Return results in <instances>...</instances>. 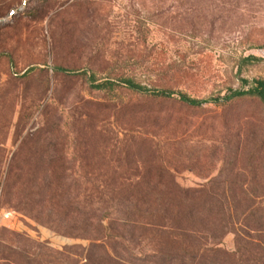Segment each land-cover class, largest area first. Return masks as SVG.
<instances>
[{"label":"rangeland","instance_id":"rangeland-1","mask_svg":"<svg viewBox=\"0 0 264 264\" xmlns=\"http://www.w3.org/2000/svg\"><path fill=\"white\" fill-rule=\"evenodd\" d=\"M19 8L0 25V264L262 258L264 235L173 219L160 234L125 199L114 201L128 222L75 211L107 206L105 193L264 194V117H244L250 100L225 114L91 85L132 79L196 99L248 90L264 79V0H0V18ZM111 226L125 242L109 244Z\"/></svg>","mask_w":264,"mask_h":264},{"label":"trees","instance_id":"trees-1","mask_svg":"<svg viewBox=\"0 0 264 264\" xmlns=\"http://www.w3.org/2000/svg\"><path fill=\"white\" fill-rule=\"evenodd\" d=\"M247 62H253L257 60L255 57H249L245 59ZM29 71L26 72L28 74ZM91 85L96 89H108L114 86H122L131 90L133 92L143 94V95H153L159 98H177L180 103L192 110H202L207 104H217L221 106L223 111L229 112L230 109L235 108L233 105L236 101H247V104L254 105L258 109L250 111L247 110L245 118L254 117L256 113H259L257 117H264V79H257L253 81L252 86L248 90H230L231 94L225 97H212L209 99H196L190 97L183 93H176L170 90H156L148 89L145 86L135 82L132 79H121V80H104L103 82H95L91 78ZM250 105L248 107H250ZM250 109V108H248ZM258 111V112H257ZM223 114V113H222ZM221 117L224 116L220 115ZM262 150V146H257L254 149V154H257ZM238 153V152H237ZM255 155L252 156V159ZM253 161V160H252ZM255 161V159H254ZM236 183V182H235ZM223 191L218 194H202L201 192L195 193H183L182 196L172 193H130V194H109L105 193L104 196H97L98 203L102 202V198L105 197L110 201L107 206L102 208V205L98 208H87L86 206L80 205L75 211L76 215L84 218L86 221L96 222L101 221V219L108 217L111 218L112 224L114 221H124L128 222L126 214L119 215L117 210L115 199L128 200L136 205H140L143 210H135V217L138 221H143L146 219H158L157 231L160 234H169V229L172 227L168 223L169 219L177 220L188 225L189 231L196 229L199 224H209L213 222L214 224H221L225 227L228 232H235L236 230L241 231L245 234H259L264 235V194H260L256 191H245L236 188L234 192L230 190ZM155 207L157 210H152ZM171 216L168 217V212L172 211ZM103 213V218H99L98 215ZM100 219V220H97ZM133 218V219H135ZM166 221V222H164ZM165 223V224H164ZM109 236L107 240L109 244L118 243L119 241L125 242L126 237L120 233L113 230V227H109ZM259 247V246H258ZM262 247V246H261ZM260 247V249H261ZM164 250V248H161ZM258 249V248H256ZM162 250H153L152 255L154 256H164ZM210 251L212 249H209ZM240 252V251H239ZM201 253V248L196 249V254ZM239 254V258H243V253H235L233 256ZM241 256V257H240ZM244 260H239L234 262V264H264V256L262 258L245 257ZM224 264H232L229 261H225Z\"/></svg>","mask_w":264,"mask_h":264},{"label":"water","instance_id":"water-1","mask_svg":"<svg viewBox=\"0 0 264 264\" xmlns=\"http://www.w3.org/2000/svg\"><path fill=\"white\" fill-rule=\"evenodd\" d=\"M22 8H19L17 10H12L6 18H0V25L7 22V19L12 17L13 15L17 14L19 11H21Z\"/></svg>","mask_w":264,"mask_h":264}]
</instances>
